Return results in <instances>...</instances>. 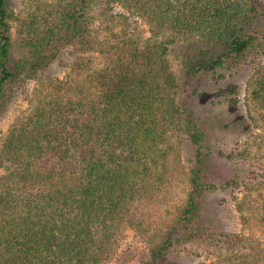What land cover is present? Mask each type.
<instances>
[{"label":"trees","instance_id":"trees-1","mask_svg":"<svg viewBox=\"0 0 264 264\" xmlns=\"http://www.w3.org/2000/svg\"><path fill=\"white\" fill-rule=\"evenodd\" d=\"M12 2L0 0V118L24 91L29 108L0 148V264H108L127 227L149 235L138 264H165L192 245L211 264H264V236L225 233L207 212L208 196L241 173L215 180L209 125L184 103L170 60L179 49L192 77L214 79L213 93L233 86L222 81L264 52V0H57L28 18ZM115 6L149 35L91 26L92 10ZM250 83L264 122V73ZM181 159L185 199L149 234L143 209L167 194ZM246 180L233 205L243 227L259 223L264 235V196H252L264 181Z\"/></svg>","mask_w":264,"mask_h":264},{"label":"rangeland","instance_id":"rangeland-1","mask_svg":"<svg viewBox=\"0 0 264 264\" xmlns=\"http://www.w3.org/2000/svg\"><path fill=\"white\" fill-rule=\"evenodd\" d=\"M57 0H13L12 7L21 18H28L32 13H43L44 4L48 2L55 3ZM47 2V3H46ZM40 6L42 10H38ZM124 14L120 7H110L103 10L94 9L91 11L92 27L97 28L100 25L112 24L115 31H122L123 24L126 28H131L137 35L147 37L149 35V27L146 22L129 14L124 17L119 15L114 18L115 14ZM127 17V19H126ZM18 24L15 23L14 35L17 36ZM72 49H69L70 52ZM179 49H175L170 54L172 68L176 74L179 91L182 94L186 105H193L194 109L203 116L209 125V135L207 144L211 146L213 157L208 164L215 173V180L224 183V181L233 177L234 173H241L237 184L231 188L220 189L212 195L208 196L207 212L211 216L219 217V229L225 233L245 232L253 236L263 237L259 223H252L246 227L241 225L239 213L234 208L233 197H241L243 193L244 182L246 179H256L259 182L264 181V122L260 118V113L251 106L249 94L251 90L250 81L256 72L264 73V52L255 53L254 57H250L245 61L241 69H236L235 75L227 78L226 83H233V86L227 87L224 91L211 92L213 87L210 83L214 82L210 77H202L197 79L191 76L189 69L181 63L178 58ZM95 56V55H94ZM88 57V55H87ZM92 58V53L89 58ZM97 60V57H94ZM93 59V58H92ZM55 74L63 75L66 70L62 66L53 69ZM239 87L236 89L235 85ZM29 88L31 84H27ZM31 88V87H30ZM27 91L14 99L7 113L0 118V148L2 143L11 129L15 118L28 110L29 103L27 100ZM249 108H252V120L249 114ZM250 116V117H249ZM214 125V126H213ZM180 155L187 154L188 147L186 141L181 136L174 140ZM182 158V157H181ZM185 160V159H184ZM181 165L171 178V185L167 194L160 199H156L147 203L143 209L146 222L149 223V234L162 229L170 222L172 217L177 214L179 206L185 199L188 189L187 183L184 181L183 169L186 163L181 159ZM220 183V184H221ZM253 198L257 202H263L264 187L254 190ZM223 199V201H222ZM218 200L221 205L216 206ZM214 203V204H213ZM210 204V205H209ZM142 236L136 230L127 227L124 236L120 241V245L108 264H138L149 250L148 237ZM202 248V247H200ZM207 251L195 248L193 245L185 247L181 251L180 256H170L165 264H211Z\"/></svg>","mask_w":264,"mask_h":264}]
</instances>
